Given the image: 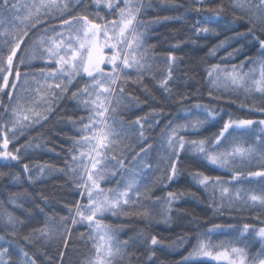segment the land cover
Segmentation results:
<instances>
[{
  "label": "snow or ice",
  "instance_id": "snow-or-ice-1",
  "mask_svg": "<svg viewBox=\"0 0 264 264\" xmlns=\"http://www.w3.org/2000/svg\"><path fill=\"white\" fill-rule=\"evenodd\" d=\"M190 3L192 6L190 9L186 8V12L191 10L210 13L197 20L196 23L201 26L195 28V32L215 33L216 29L210 26L221 23L224 5L213 8L208 6V0H190ZM89 4L97 9L93 16L75 11L77 8H87ZM156 6L169 9L184 7L179 0H156L155 4L153 0H0V160L19 162L21 149L32 147L31 142L14 150H9V145L19 139L27 129L47 121L59 102L66 97L75 101L77 107L87 113L86 116L76 119L71 116L66 118L79 133L78 137H69L72 148L69 149L71 162L66 161L67 170L51 165L37 166L40 175L45 172H61L68 175L77 188L83 189L81 196H86L87 202H78L69 207L71 215L60 219L62 222L70 219L73 226L87 224L90 231L86 237L81 234V238H86L92 249L87 264H121L125 260L127 264H132V254L128 252V248L145 241L149 244L146 259L152 260L156 255L154 246L163 245V241L156 235H149L144 231L120 240L117 233L122 231L123 227L113 226L104 220L105 214L111 213L113 216H139L149 223L152 221L147 210H128L131 205L138 204L142 195L138 179L140 173L135 169L126 168L127 155L123 149L119 155L114 153L123 140L130 138V129H137L138 138L143 141L147 139L146 126H153L148 123V115H145L128 121L129 128H125L124 121H117L115 114L121 107L128 110L141 103L138 97L126 92L129 84L139 85L147 92L149 90L143 83L145 75H152L155 79L154 69L161 70L160 65L155 63V57L149 55L153 46L145 45L144 38L150 25L182 18H140L142 13ZM232 7L240 9L241 14L234 12L232 21L228 23L234 26L235 22L240 20L248 24L247 30L236 33V36H251L252 41L258 45V55L255 59L246 58L239 65L214 64L207 70V76L215 88L223 87L232 91L243 89L249 96L258 94L264 103V39H261V35H264V0H233ZM102 8L112 13L114 18L106 19L102 16ZM49 20L57 23L48 24ZM38 25H46L42 32H51V35H40L33 42L30 51L25 47L27 55L18 56L25 37ZM224 43L222 41L216 48ZM216 48L211 50L212 54H215ZM234 52H239V49ZM233 55L234 53H229L230 57ZM164 59L162 76L157 83L164 92L171 94L169 82L173 79L178 57L169 52ZM34 61H41L43 66L35 68ZM245 63L250 65L248 71L243 70ZM21 66L26 70L22 72ZM81 79L86 81L83 86L71 91ZM208 94L213 96L212 91ZM4 96H7V103L3 99ZM187 98V95H181L177 102L181 103ZM214 98L220 99L219 96ZM240 107L264 113V106L257 107L255 103L241 104ZM193 108L202 109L204 118L196 116L182 123L169 121L165 126L163 134L167 154L161 158V175L153 181V185L159 183L166 186L182 175V169L179 167L181 154L190 151L212 165L226 168L232 173L231 181H227L220 176H210L200 171L190 172V177L198 185L205 189L218 190L221 198L227 197L230 204L239 201L243 205H259L264 208V119L229 117L211 137L186 139L182 132L198 131L209 120H216L219 115L205 104L197 103ZM5 115H8V120H4ZM154 123L159 124V121ZM117 124L119 128L116 127ZM124 147L130 148V145ZM150 148L151 145L141 147L132 158L134 161L139 158V163L143 166L141 171L151 168L144 159ZM253 168L256 170H252ZM23 171L30 173L28 164L23 165ZM123 171L131 173V178L123 188L119 186L120 181H117L116 188L106 189L101 186L102 181ZM6 175L8 174L0 172V177ZM26 178L33 182L39 179V176L29 174ZM249 178H259V185L234 189L227 186L232 181L239 182ZM13 179L19 181L20 177L16 175ZM183 195L184 193L167 192L163 201L166 221L171 219L173 202ZM160 199L156 198L157 201ZM219 207L222 205L218 206L217 210ZM40 211L43 212V209ZM255 218L260 220L261 226L256 228L244 224L242 229L236 230L233 241L227 246L223 243L212 245L207 233L198 235L197 243L183 258L184 262L199 257H211L225 264H264V219L259 215ZM24 223L25 221L10 212L3 213L0 227L13 239L8 240L5 235H0V241H4L0 244V264H17L14 257L19 258L18 264H37V260L15 239ZM221 227L214 225L208 232ZM227 227L235 228L233 225ZM51 232L45 223L20 238L26 244L34 246L41 238H49ZM65 233L70 235V229L66 226L61 235ZM257 240L260 248L252 253V245ZM63 242L67 247V238ZM185 242L186 237H178L177 241L166 246L175 247L178 243ZM13 244L16 246L13 247ZM60 255L63 257L64 254Z\"/></svg>",
  "mask_w": 264,
  "mask_h": 264
},
{
  "label": "trees",
  "instance_id": "trees-1",
  "mask_svg": "<svg viewBox=\"0 0 264 264\" xmlns=\"http://www.w3.org/2000/svg\"><path fill=\"white\" fill-rule=\"evenodd\" d=\"M154 4L156 0H153ZM184 5L182 8L169 9L156 6L142 13L141 19L152 20L160 16H177L181 19H171L162 23L151 24L145 34V45L153 46L149 55L155 57V63L160 65V71L154 69L155 79L152 75H145L144 85L149 91H145L141 86L129 84L126 92H131L138 97L141 103L133 106L128 110L122 107L115 114L117 121H124V127L129 128L128 121L135 120L137 116L144 117L148 115V123L153 126H146L147 139L140 141L137 129H130V138L122 141L116 153L119 155L121 149L126 153L125 165L127 169H135L140 173L138 179L142 195L138 204L131 205L130 211L147 210L152 221H146L139 216H113L106 213L104 220L113 226H122L123 230L117 233L120 240L128 239L135 236L138 232L144 231L149 235H156L163 241V245L154 246L156 252L152 260H147L149 244L147 241L130 246L128 252L132 254V264H216L214 262L202 259H195L184 262L183 258L192 251L193 245L197 243L198 235L207 233L212 245L223 243L227 246L233 241L237 229H242L244 224H250L258 228L261 226L260 220L255 217L259 215L264 219V208L259 205L254 207L243 205L242 202L235 201L229 203L227 197L221 198L218 190L213 191L211 188L205 189L198 185L189 175L190 172L200 171L210 176H220L222 179L231 181L232 173L226 168H220L204 160L201 156L193 155L190 151L181 154L179 167L182 169V175L166 186L153 181L161 175L160 168L163 167L162 157L167 154L164 145L165 136L163 130L169 121L173 123H182L186 119L199 116L204 118L202 109H195L193 105L205 104L219 113L216 120H209L198 131L188 130L182 132L186 139H199L211 137L217 133L222 126L223 121L232 118L264 119V113L256 112L250 108H241V104L252 105L257 107L264 106L258 94L249 96L243 89L232 91L225 90L223 87L215 88L207 76V70L214 64L222 66L239 65L246 58L255 59L258 55V45L252 41L251 36L237 37L236 33H242L247 30L248 24L245 21H236L235 25L228 23L233 19V13L241 14L240 9L232 7L233 0H208V6L215 8L223 4L225 11L222 13V21L219 25H211L216 29L215 33L195 32V28L200 27L197 20L210 13L185 11L191 8L190 0H179ZM75 11L86 12L91 16L97 11L94 5L89 4L87 8H77ZM75 14V13H73ZM100 14L106 19L114 18L112 13L107 9H101ZM48 24H56L57 21L49 20ZM46 25H38L32 29L28 37H25L24 44L21 45L19 55H27L25 47L29 51L33 42L42 34L51 35V32L45 34L42 28ZM143 30V29H141ZM257 35H261L257 33ZM264 39V35H261ZM223 46L216 48L221 42ZM251 41V42H250ZM178 45V46H176ZM216 48L215 54L211 50ZM239 49V52L234 50ZM171 52L178 57L174 67L173 79L169 82L172 91L171 94L164 92L157 83L162 76V69L165 65V57ZM229 53H234L229 56ZM35 68L43 66L41 61H34ZM249 64L245 63L244 71H248ZM26 70L21 66V71ZM11 79V78H10ZM86 81L81 79L78 84L71 89L75 91L77 87H82ZM7 91V90H6ZM212 91L213 96H209ZM71 95V92L68 94ZM181 95H187V99L178 103L177 100ZM219 96L220 99H215ZM7 103V96L3 97ZM155 110V111H153ZM162 110V111H161ZM187 110V111H186ZM2 111V110H0ZM87 113L78 108L76 102L67 97L61 100L55 111L49 116L47 121L34 125L27 129L19 139L9 145V150H14L21 145L31 142L32 147L21 149L19 155L21 160L4 161L0 160V172L8 175L0 177V224L3 222V213L5 211L12 213L14 216L25 221L19 228V235L15 238L25 250L29 252L36 260L37 264H87V259L92 255V249L87 239H82L81 234L90 231L87 224H77L73 226L71 220L61 221V217H69V207L76 203H86V196H81L83 189L77 188L68 175L61 172L51 174L45 172L40 175L38 165H51L55 168H64L67 170L66 161H70L69 149L72 148V141L69 137H78L79 133L67 121L71 116L76 119L86 116ZM8 115L4 120H8ZM158 120L159 124L154 121ZM119 128V124L116 125ZM11 136V133H9ZM38 145V146H37ZM130 145V148L124 147ZM151 145L145 162L151 165V168L143 169L139 163V158L133 160L136 152L141 147ZM143 156V154H141ZM28 164L30 173L23 171V165ZM160 167H157V165ZM252 170H256L253 168ZM39 176L33 182L27 180V175ZM19 175V181L13 177ZM131 178L129 171L118 172L115 177H109L101 182L104 188H116L117 181H120V187L123 188L128 179ZM259 178L242 179L239 182L232 181L229 185L231 188L243 186L256 187L259 185ZM184 193L178 200L173 202L170 213L171 219L165 220L164 198L167 192ZM13 194H16L13 196ZM157 197L161 199L156 200ZM46 198V199H44ZM135 199V197H133ZM14 201V202H13ZM219 210H217L218 206ZM43 209V212L40 209ZM52 219L49 220L48 218ZM45 223L52 230L50 237L41 238L36 245L26 244L20 237L27 235L32 229L40 228ZM214 225H221L219 229L208 232ZM233 225L235 228H228ZM65 226L70 229V235L65 233ZM0 235H5L6 239L12 240L7 236L3 228L0 227ZM178 237H186V242L177 244L175 247H167ZM67 238V247L64 246V239ZM4 241H0L3 244ZM16 245L13 244V247ZM242 246V245H240ZM260 248L257 240L252 245L251 252L255 253ZM60 253H63L61 257ZM18 257L14 260L18 264ZM127 264V260L121 262Z\"/></svg>",
  "mask_w": 264,
  "mask_h": 264
},
{
  "label": "rangeland",
  "instance_id": "rangeland-1",
  "mask_svg": "<svg viewBox=\"0 0 264 264\" xmlns=\"http://www.w3.org/2000/svg\"><path fill=\"white\" fill-rule=\"evenodd\" d=\"M196 259L208 260V261L214 262L216 264H225V262L213 260L211 257H199V258H196Z\"/></svg>",
  "mask_w": 264,
  "mask_h": 264
}]
</instances>
